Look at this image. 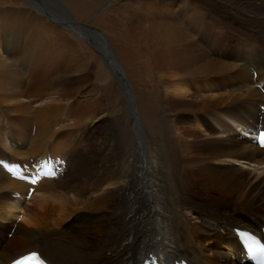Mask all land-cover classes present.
<instances>
[{
	"label": "bare ground",
	"instance_id": "obj_1",
	"mask_svg": "<svg viewBox=\"0 0 264 264\" xmlns=\"http://www.w3.org/2000/svg\"><path fill=\"white\" fill-rule=\"evenodd\" d=\"M132 10L116 44L124 62L140 50L149 58L141 74L161 93L148 129L128 77L139 68L122 67L103 33L89 35L106 68L95 75H114L132 103L139 164L117 162L116 107L101 81L85 83L89 56L59 35L87 38L71 13L67 25L50 10L25 22L3 12L0 264L28 250L49 264H140L148 252L163 264H253L231 226L243 219L248 228L234 227L260 236L264 222V147L241 134L264 133V0H138ZM16 213L26 227L12 222Z\"/></svg>",
	"mask_w": 264,
	"mask_h": 264
},
{
	"label": "rangeland",
	"instance_id": "obj_2",
	"mask_svg": "<svg viewBox=\"0 0 264 264\" xmlns=\"http://www.w3.org/2000/svg\"><path fill=\"white\" fill-rule=\"evenodd\" d=\"M60 2L63 3V5ZM136 4H138V0H0V27L2 26L3 20L5 19L3 12L8 13V8H12L13 10L18 11L19 13L16 16L17 17L19 16V19L23 22H25V19L27 17H28V21H30L29 18L41 17V15H43L42 11L44 12L45 10H48V11L50 10V12L52 11L51 13H53L54 15H56L58 17H62L63 21L67 25L72 23L71 19L68 20V18H67L68 14L70 12L73 20L76 22L78 27L74 26V25H72V26H74V28H76L81 35L86 36L87 38L80 36L82 39L80 38V40L77 41L74 39L75 36L69 32L65 33V35H64L65 31L63 33H60V34L58 33V34L60 35L61 38L63 37L62 39H64V41H66V42L69 41L70 44L74 45L76 48L78 46L77 49L82 50L84 52L83 55L85 54L86 56L87 55L89 56V61H92V63L95 64L94 73H93L94 78L91 77L85 83L92 85V87H90V88H95L98 84V81L96 80V78L99 81H101L103 83V85H101V89H102L101 92H102V95L104 96V100L106 101L107 104H109V105L113 104L116 107L115 111L112 115V120H114V124H116V127L119 129V131H120L119 136L121 138L118 145H117V156H116L117 162L121 163L123 160H126V162H128V163H132V161L134 159L137 162V164H139L138 163L139 162L138 157L136 155H138V152L142 149V147H140V142L137 141V139L134 135V130L136 131V130H138V128L133 123H132V125L131 124L129 125V121L132 119L130 117V114H131L130 112L133 110L132 103H129V100L125 99V96H124V94L120 88L119 79H116L114 75L110 74V75H107V77L103 76V75H100V77H99V74L95 75L97 72H99L97 70L98 65H101L104 70L106 68L102 64V61L100 59V58H102V60H103L104 56H103V54L101 55L99 53V50L97 48V45H99L97 42L98 39L95 36L89 35L91 33H96L97 31L101 35L103 33L105 36V40L108 41V44L113 49V51L116 53L117 59L119 60L122 67H125L126 63H127L128 65L125 67V69L127 71H129L132 68V66H130V64H134L133 65L134 67L139 68V71H138L139 74L138 75H136L135 70H131L133 72V74L131 76L128 75V77H129V79L133 80V84H134V85H132V83H131V87H132L131 89L135 93V99H136L135 100V107L137 109L136 115L142 121L144 129L145 128L148 129L149 123H156L157 122L156 118H157L158 113L160 112V105H159L157 100L160 98L159 95L161 93L160 89L156 85V82H155L156 80L152 75L149 76L148 78L146 77L147 79H145V76L143 77L141 74L142 70L145 72L147 69H149V70L151 69V64H150L149 58L147 56H145V54L142 50H140V46H139V43L137 42V40L133 37L131 38V36H130L133 47H135L136 50L139 49L141 52H139L138 57H132L131 59H128V61L126 60L124 62L122 59V57H124V56L121 57V55H122L121 53H125V52H121L119 49H117V44H116L117 43L116 40H119V39L121 40L122 37L128 35V33H129L128 24L131 26L134 25V20L133 21L131 20V22H130V20H129L130 16L129 15L133 11L132 10L133 7L134 8L136 7ZM44 8H45V10H43ZM39 10L41 12H39ZM67 11H69V12H67ZM20 14H22V15H20ZM20 16H22V17H20ZM85 25L92 28V30L84 29V27H82V26H85ZM62 31L63 30L61 29V32ZM13 32L17 33V31H13ZM65 36L70 37L69 38L70 40L68 39V37L66 38ZM87 39H89V40L94 39V40H92V43L90 44ZM71 40H74L76 43L74 41L72 42ZM99 40L102 41V39H99ZM102 45H105V44L103 43ZM122 48H124V47L122 46L120 49H122ZM126 51H128V49ZM100 69L101 68H99V70ZM133 75H134V77H133ZM146 83L148 84L147 86H146ZM109 86L111 88H109ZM138 89H140V90L138 91ZM141 89L142 90L144 89V90L142 91ZM148 93H149V95H148ZM143 94L145 96H143ZM147 109H149V110H147ZM129 110H131V111H129ZM151 113L153 116L151 115ZM61 118H62L60 120L61 122H63V123L67 122L66 118H64V117H61ZM130 128H131V132H130ZM136 132H138V131H136ZM150 133H152V132H150V130H149V133L147 131L146 136H147L148 140H145V145H148V146H146L145 148H147L150 151V153H151L150 157L154 159V157H156V155H157L156 154V146L153 145V143L151 142L153 138H152V135ZM241 134L246 136L247 138H245ZM241 134H239V136H241L245 139H251L254 142H255V140H254L255 137L258 136V134L254 135L252 137L253 138L252 139L244 133H241ZM133 144H134V146H132ZM132 154H134V155H132ZM143 157L145 158V156H143ZM146 158H148V156ZM4 166H6V165H4ZM242 166L244 167V165H241L240 167H242ZM60 171H61V169L58 170L59 173H60ZM148 173H149V175H151L150 170L148 171ZM8 197L12 198L10 194H8ZM28 198H31V197H28ZM37 199H38V197H37ZM147 202L148 203L150 202L149 198H147ZM16 215H18V214L16 213L14 215V217H12L13 218L12 222L15 223V221H16L17 224H22L23 226L26 227L27 225L25 223H23V221L21 222L20 215L18 217H16ZM236 221L241 222V223L235 224V225L247 227V224L245 222H243V219H240V220L238 219ZM235 225H233L231 227H234ZM260 225H264V222H261ZM260 225H257V226H260ZM257 226L255 227L256 230H257ZM10 231H9V233L6 234V238L8 240L12 237V233ZM227 253H229V251H227ZM173 255L177 256V253L173 254ZM228 260L230 261V259H228ZM232 260H235V258L233 256H232ZM242 264H243V262H242Z\"/></svg>",
	"mask_w": 264,
	"mask_h": 264
},
{
	"label": "snow or ice",
	"instance_id": "obj_3",
	"mask_svg": "<svg viewBox=\"0 0 264 264\" xmlns=\"http://www.w3.org/2000/svg\"><path fill=\"white\" fill-rule=\"evenodd\" d=\"M261 145L264 146V133H262L259 137ZM36 181H33L35 183ZM16 264H42V261L37 256V254L32 253L29 256H25L22 260L17 261Z\"/></svg>",
	"mask_w": 264,
	"mask_h": 264
}]
</instances>
